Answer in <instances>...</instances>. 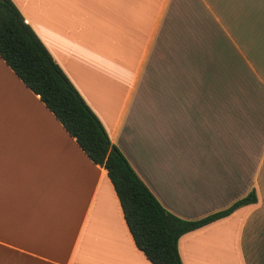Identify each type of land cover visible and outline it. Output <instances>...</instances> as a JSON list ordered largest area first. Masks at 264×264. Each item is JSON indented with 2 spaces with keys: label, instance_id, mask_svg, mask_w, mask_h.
Here are the masks:
<instances>
[{
  "label": "crops",
  "instance_id": "obj_1",
  "mask_svg": "<svg viewBox=\"0 0 264 264\" xmlns=\"http://www.w3.org/2000/svg\"><path fill=\"white\" fill-rule=\"evenodd\" d=\"M160 205L182 264H264V0H11ZM0 264H151L106 171L0 58Z\"/></svg>",
  "mask_w": 264,
  "mask_h": 264
},
{
  "label": "trees",
  "instance_id": "obj_2",
  "mask_svg": "<svg viewBox=\"0 0 264 264\" xmlns=\"http://www.w3.org/2000/svg\"><path fill=\"white\" fill-rule=\"evenodd\" d=\"M0 58L38 95L89 160L106 171L133 242L151 264H182L177 246L181 236L256 202L250 192L228 209L195 221L167 212L112 145L98 118L11 0H0Z\"/></svg>",
  "mask_w": 264,
  "mask_h": 264
}]
</instances>
